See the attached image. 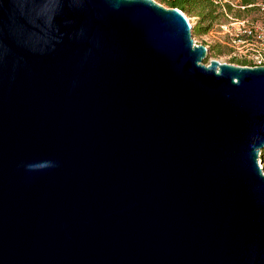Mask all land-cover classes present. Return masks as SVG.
Here are the masks:
<instances>
[{"label": "water", "instance_id": "water-1", "mask_svg": "<svg viewBox=\"0 0 264 264\" xmlns=\"http://www.w3.org/2000/svg\"><path fill=\"white\" fill-rule=\"evenodd\" d=\"M192 29L0 0V264H264V65L206 64Z\"/></svg>", "mask_w": 264, "mask_h": 264}, {"label": "rangeland", "instance_id": "rangeland-1", "mask_svg": "<svg viewBox=\"0 0 264 264\" xmlns=\"http://www.w3.org/2000/svg\"><path fill=\"white\" fill-rule=\"evenodd\" d=\"M156 1L160 3V1ZM225 2L232 5V12H228L220 6V18L209 28H207L210 25L208 22L202 23V32L197 28H193L192 37L198 44H203L208 48V56L204 61L206 64L213 59H217L230 64L252 66L249 54L241 53L242 46L239 42L240 36H237V28L240 26V20L247 19L250 23H259L263 20L264 14L257 7L248 11L244 10L239 5V0H223V3ZM162 5L169 7L166 4ZM184 13L192 18V25L196 27L199 18ZM261 160L260 158V166L264 170V162Z\"/></svg>", "mask_w": 264, "mask_h": 264}, {"label": "trees", "instance_id": "trees-1", "mask_svg": "<svg viewBox=\"0 0 264 264\" xmlns=\"http://www.w3.org/2000/svg\"><path fill=\"white\" fill-rule=\"evenodd\" d=\"M162 4H166L169 7H177L178 9L186 12L188 14H192L199 18V23L197 26L193 27L201 30V24L204 22H208L210 25L207 27H211L215 21L220 18L219 8L223 7L228 12H232L233 7L230 3L225 2L223 0H158ZM264 3V0H239V5L246 11L258 8L261 11L260 4ZM201 28V29H200ZM260 158L264 162V148L261 151Z\"/></svg>", "mask_w": 264, "mask_h": 264}, {"label": "built area", "instance_id": "built-area-1", "mask_svg": "<svg viewBox=\"0 0 264 264\" xmlns=\"http://www.w3.org/2000/svg\"><path fill=\"white\" fill-rule=\"evenodd\" d=\"M260 7L264 14V3H261ZM239 25L237 36H240L241 53L249 54L252 66L264 65V18L259 23H250L247 19H243L239 21ZM195 43L198 44L196 41Z\"/></svg>", "mask_w": 264, "mask_h": 264}, {"label": "bare ground", "instance_id": "bare-ground-1", "mask_svg": "<svg viewBox=\"0 0 264 264\" xmlns=\"http://www.w3.org/2000/svg\"><path fill=\"white\" fill-rule=\"evenodd\" d=\"M186 17L189 19L190 23L192 24V18H190V16L186 15Z\"/></svg>", "mask_w": 264, "mask_h": 264}]
</instances>
